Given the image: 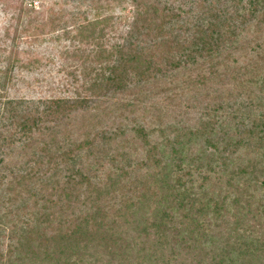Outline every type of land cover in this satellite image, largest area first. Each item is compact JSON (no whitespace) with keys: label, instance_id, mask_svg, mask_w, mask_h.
<instances>
[{"label":"trees","instance_id":"16d2710c","mask_svg":"<svg viewBox=\"0 0 264 264\" xmlns=\"http://www.w3.org/2000/svg\"><path fill=\"white\" fill-rule=\"evenodd\" d=\"M221 1L0 0V264H264V41L231 39L264 0ZM67 58L84 94L8 97L17 68ZM148 78L131 131L143 99L69 115Z\"/></svg>","mask_w":264,"mask_h":264},{"label":"rangeland","instance_id":"374dc122","mask_svg":"<svg viewBox=\"0 0 264 264\" xmlns=\"http://www.w3.org/2000/svg\"><path fill=\"white\" fill-rule=\"evenodd\" d=\"M224 1L216 2L218 8H223L225 5ZM10 22V16L4 12L0 8V38L4 35V26ZM194 23H190L193 25ZM227 24V23H226ZM127 23L119 22L116 24V28L114 30H109V36L112 41H116L120 38V34L126 29ZM232 29V27H231ZM236 33L232 34V40L237 41L239 36L247 37V36H254L257 33L260 38L261 42L264 41V23L258 25L257 23H244L240 24V27H237ZM47 45V44H46ZM49 45V43H48ZM51 45V44H50ZM45 47V46H44ZM250 51L251 48H249ZM254 52V51H253ZM242 51H237L235 53V57L239 59L241 63L245 62L247 58L243 56ZM255 54V53H254ZM1 65H6L5 62H0ZM82 63L80 60L74 61L71 58H67L65 60L57 59L55 62H49L44 67L38 70H26V69H16L14 70L15 76V83L10 84L7 86L8 97L13 98H22L26 97L27 99H48L50 97H57V96H67V97H74L77 96L78 91H81L84 94V90L82 84L86 81L85 75L81 72ZM73 72V73H72ZM141 82V84H140ZM153 78H148L147 81H143L136 79L133 82L128 84V88L134 89L133 93L130 95V91L126 94V91L121 93L119 91L109 90L106 94L98 97V96H90V102L87 103L84 107H81L77 110L69 112V115L76 116L81 115L83 112L89 111L91 108L90 106L94 105L96 102H101L99 100L103 99L105 102H109L110 99L112 101H124L129 98H136L139 100L143 99V103L139 105L138 111L135 114H130V117L123 118L121 121L125 125L128 126V131H131L135 125L140 122V117H143L142 114H138L141 110L144 109L145 106H149L152 104H156L155 102L160 99V92L159 86H155L153 84ZM228 86H231V83H228ZM126 94V95H125ZM118 101V102H119ZM163 101V100H162ZM117 102V103H118ZM158 104V103H157ZM124 109V108H123ZM91 111H94L93 109ZM89 112H87L88 114ZM138 114V115H137ZM86 115V114H85ZM137 115L138 121L133 120L134 117ZM176 116V118H175ZM180 113L176 112L174 114H170L168 120L163 123L162 125L167 126L168 124H173L177 122L176 119H180ZM198 116L196 113H191V117L195 118ZM65 120V116H62L58 119L59 122ZM143 121V120H142ZM196 119H194V123ZM53 123H57L53 121ZM141 123V122H140ZM109 126L106 127L108 129ZM136 166H132L130 169L132 172ZM257 196L258 198L263 197L262 187H257ZM55 191V197H59L60 190ZM5 246L7 242H9V237L5 236Z\"/></svg>","mask_w":264,"mask_h":264}]
</instances>
